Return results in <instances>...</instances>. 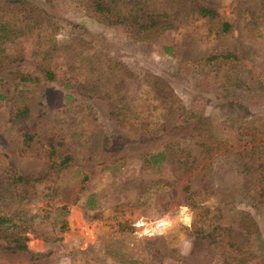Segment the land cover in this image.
<instances>
[{
    "label": "rangeland",
    "instance_id": "obj_1",
    "mask_svg": "<svg viewBox=\"0 0 264 264\" xmlns=\"http://www.w3.org/2000/svg\"><path fill=\"white\" fill-rule=\"evenodd\" d=\"M31 1L44 6L42 0ZM83 1L66 0L67 13H57V21L46 18L29 34L0 42V93L13 95L0 100L1 162L4 155L17 174L41 176L47 171L43 149L49 140L53 168L63 155L71 158L35 186L41 194L56 186L59 195L21 205L30 218L27 248L50 253L31 260L24 251L0 249V264H264V103L252 105L249 96L264 86V0H193L231 22L230 32L205 36L204 22L197 21L149 42H133L126 29L105 27ZM0 8L21 10L4 0ZM80 32L94 48L139 68L137 78L124 83L122 96L135 111L124 122L109 114L103 98L83 93L77 81L63 86L70 79L63 59L46 62L54 81L44 80L36 68L49 42L63 43ZM224 51L236 56L223 66L238 88L236 97L195 85L201 66L192 62ZM223 68L217 79H223ZM144 70L167 82L186 109L192 96L203 99L209 123L197 129L174 126L177 109L157 105L145 87ZM15 71L39 81L15 85ZM17 99L27 104L28 114L11 125L9 110ZM25 133L32 134L27 148ZM164 146L171 160L152 163L148 155ZM177 160L191 161L192 169L185 171ZM235 189L247 197L228 198L226 192ZM61 202L67 206L64 215ZM10 207L3 202L0 211ZM241 212L255 223L248 235L236 224ZM207 227L215 228L214 241L194 233ZM43 231L60 238L43 241L36 235Z\"/></svg>",
    "mask_w": 264,
    "mask_h": 264
},
{
    "label": "trees",
    "instance_id": "obj_2",
    "mask_svg": "<svg viewBox=\"0 0 264 264\" xmlns=\"http://www.w3.org/2000/svg\"><path fill=\"white\" fill-rule=\"evenodd\" d=\"M4 2L17 4L21 7V10L14 11L9 8H0V42L29 34L41 26L46 18L57 21V13L61 16L67 13L65 12L66 0H42L44 6H38L31 0H4ZM81 3L82 6L84 5L91 9L99 23L105 27L115 31L126 29L129 38L133 42L153 41L166 30L183 28L197 21L204 22L206 28L205 36L226 34L232 29L231 22L221 19L214 8L195 3L193 0H84ZM34 14L41 15L43 18L37 21L33 18ZM66 21L67 24L71 23L70 19ZM77 30H79V27H77ZM83 36L84 33L80 32L63 43L49 42L36 68L44 80L54 81L56 79L55 74L47 66L46 62L49 63L51 59L55 58L63 59L70 78L65 79L63 86L68 87L72 80L77 81L76 85L83 93L103 98L108 106L109 114L115 120L124 122V120L130 118V115L132 116L135 113L131 108L133 102H127L122 96L124 83L126 80H135L137 78L136 69L139 68H136L135 62L122 60L105 48H94L96 47L95 44L84 39ZM93 40L96 41V38H93ZM233 60H236L235 54L224 51L208 54L199 58L196 62H192L193 65L200 64L201 66L196 70L199 76L195 85L201 89H213V91L220 93L225 98L236 97L240 93H237L236 84H231L232 74H226V66L223 68L224 65L233 62ZM221 65L223 68L222 80L217 79L218 69ZM210 71H213V75H210ZM143 72L145 87L153 94L157 105L169 111L174 109V106L175 110L177 109V123L175 122L174 126L191 124L192 129H197L209 123L208 117L203 112V99L199 96H192L189 107L186 109L180 104L179 98L167 82L146 70ZM13 76L16 78L15 85L35 84L39 81L37 76H30L29 74L16 71L13 72ZM216 84L221 89L217 88ZM257 93L256 96H252L253 94L249 95L252 105L264 103V86L259 88ZM12 97L13 95L8 97L4 93H0V100H7ZM151 106L146 109H151ZM27 114V104L20 99L14 100L9 110L8 122L11 125L20 124ZM31 139L32 134H23V148H27ZM47 145L49 147L48 149H43V155L47 159L48 166L47 171L41 176L19 175L15 172L12 164L6 161L4 155H2L4 162L0 160V204L3 202H7L8 205L11 204L8 212L2 213L0 211V249L8 250L11 253L24 251L31 260L43 258L50 251H31L27 248L26 243L30 240L28 236L30 218L27 211L22 210L21 205L28 200L45 199L46 197L51 198L59 195V192L56 191V186H46L48 194H41V191L36 190L35 186L42 179L48 177L54 168L56 171L65 168L71 160L69 155H63L57 164L58 167L53 168L54 161H51V157L54 154V148L50 140ZM148 157L152 163L162 159L171 160L169 150L165 146L161 151L149 154ZM177 161L183 164L185 171L192 169L191 161ZM85 180L86 176L83 175L81 181ZM183 192L185 195L189 194L187 185L183 186ZM4 194H7V196H4ZM234 194L247 197L240 189L226 192V196L230 199ZM259 195L261 196V192ZM185 199H187L186 203L190 205L188 197ZM58 208L63 215L66 213L67 206L65 202H61ZM13 218L17 220H12ZM237 221V227L246 235L255 226L253 219L247 212H241ZM64 227L65 220L62 219L58 230L59 233L63 231ZM213 229L215 228L196 229L194 233L198 237L214 241ZM36 235L43 241H54L60 238L57 233L49 235V232L46 234V231Z\"/></svg>",
    "mask_w": 264,
    "mask_h": 264
}]
</instances>
